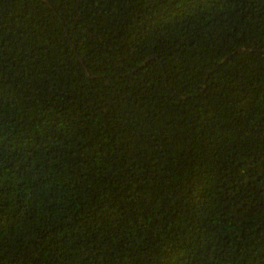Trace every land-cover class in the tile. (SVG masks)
<instances>
[{"label": "trees", "instance_id": "16d2710c", "mask_svg": "<svg viewBox=\"0 0 264 264\" xmlns=\"http://www.w3.org/2000/svg\"><path fill=\"white\" fill-rule=\"evenodd\" d=\"M0 264H264V0H0Z\"/></svg>", "mask_w": 264, "mask_h": 264}]
</instances>
